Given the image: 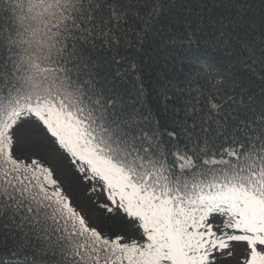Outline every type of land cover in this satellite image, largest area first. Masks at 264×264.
Returning <instances> with one entry per match:
<instances>
[{
  "label": "snow or ice",
  "instance_id": "6c2138e0",
  "mask_svg": "<svg viewBox=\"0 0 264 264\" xmlns=\"http://www.w3.org/2000/svg\"><path fill=\"white\" fill-rule=\"evenodd\" d=\"M176 3L0 0V264H264V13Z\"/></svg>",
  "mask_w": 264,
  "mask_h": 264
},
{
  "label": "rangeland",
  "instance_id": "374dc122",
  "mask_svg": "<svg viewBox=\"0 0 264 264\" xmlns=\"http://www.w3.org/2000/svg\"><path fill=\"white\" fill-rule=\"evenodd\" d=\"M54 139V138H52ZM51 158L48 163L55 169L54 179L60 181L66 194L72 198L73 204L84 215L95 214L101 219L109 214L100 205L110 204L107 200V191L102 182L86 179L84 175L76 170V166L71 163V159L58 146L52 144ZM216 217V220H221Z\"/></svg>",
  "mask_w": 264,
  "mask_h": 264
},
{
  "label": "trees",
  "instance_id": "16d2710c",
  "mask_svg": "<svg viewBox=\"0 0 264 264\" xmlns=\"http://www.w3.org/2000/svg\"><path fill=\"white\" fill-rule=\"evenodd\" d=\"M5 2V0H4ZM6 3V2H5ZM222 0H185L183 5L176 3L175 5H169L172 7L173 12L186 11L195 15L196 12L200 13H208L215 11H222ZM252 13L255 17H259L262 13H264V5L261 4V0H251ZM12 10L9 11V16ZM153 47L152 39L149 37L146 40L144 48L147 52H151Z\"/></svg>",
  "mask_w": 264,
  "mask_h": 264
},
{
  "label": "clouds",
  "instance_id": "9594fccd",
  "mask_svg": "<svg viewBox=\"0 0 264 264\" xmlns=\"http://www.w3.org/2000/svg\"><path fill=\"white\" fill-rule=\"evenodd\" d=\"M6 3L12 5L10 13L13 23L19 28L21 27L20 18L26 16L29 12V0H5ZM19 5V7H17Z\"/></svg>",
  "mask_w": 264,
  "mask_h": 264
}]
</instances>
